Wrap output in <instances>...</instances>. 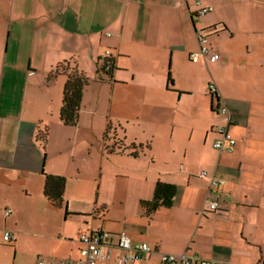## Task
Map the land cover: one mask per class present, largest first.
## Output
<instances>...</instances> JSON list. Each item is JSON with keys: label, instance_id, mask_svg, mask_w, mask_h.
Returning <instances> with one entry per match:
<instances>
[{"label": "crops", "instance_id": "1", "mask_svg": "<svg viewBox=\"0 0 264 264\" xmlns=\"http://www.w3.org/2000/svg\"><path fill=\"white\" fill-rule=\"evenodd\" d=\"M194 1L0 0V264L77 258L97 230L148 244L128 264H264V0H202L213 10L199 17ZM212 26L219 59L193 62L195 31ZM64 62L88 77L74 125L59 115ZM221 106L231 151L214 147ZM45 174L65 178L60 207ZM157 182L175 193L149 210Z\"/></svg>", "mask_w": 264, "mask_h": 264}, {"label": "built area", "instance_id": "2", "mask_svg": "<svg viewBox=\"0 0 264 264\" xmlns=\"http://www.w3.org/2000/svg\"><path fill=\"white\" fill-rule=\"evenodd\" d=\"M196 16H201L212 10L211 6L202 4V0H195ZM196 37L199 44V50L196 53H191V60L198 62L202 59L204 62H215L219 59V53L213 51L208 45L207 33L203 30H196ZM112 58L111 51L105 50L104 57ZM105 70H112V64L107 61L104 65ZM209 91L215 92L216 88L213 84L209 85ZM221 114L224 115L226 122L225 126H220L216 130L220 135V138L214 142V147L223 151H231L235 144V139L229 132L228 125L230 122L228 109L225 106L219 108ZM206 172L200 171L199 177H205ZM223 181L212 177L210 179V185L219 186ZM210 210H216L219 208V202L217 200H210L208 202ZM10 210H6L7 215ZM2 238L4 242L10 243L15 239V235L11 231H4ZM79 240L82 244L79 249V256L77 258L62 257V258H50L37 260L36 264H98L102 259L114 258L119 264L135 263L143 260L147 253L150 252V247L144 242H133L124 233L116 235L114 238L112 234L104 230L97 231H85L80 233ZM119 251L113 254V250ZM159 264H232L222 260H214L202 258L194 255H188L185 253H162L160 255Z\"/></svg>", "mask_w": 264, "mask_h": 264}, {"label": "trees", "instance_id": "3", "mask_svg": "<svg viewBox=\"0 0 264 264\" xmlns=\"http://www.w3.org/2000/svg\"><path fill=\"white\" fill-rule=\"evenodd\" d=\"M202 4L205 5L203 2ZM206 6H210V5H206ZM209 12H207L206 14H208ZM194 16H196V14H194ZM204 31L205 33L210 31H213L214 33L217 32L215 26L205 28ZM107 61H109L112 64V70H113L114 68L113 59L103 58L102 63L100 65V71L109 75L112 73V70L106 71L104 68V65ZM60 67L66 73V81L64 84L62 105L60 108L59 115H60V119L64 122V124L74 125L78 120L82 91L84 86L88 82V77H86L83 72L79 71L75 65H72L69 62L62 63ZM64 187H65L64 177L45 174L43 192L44 195L55 206L60 207L63 204ZM174 193H175L174 185L157 182L154 189L152 200L149 202H144L143 204L147 206L149 210L156 209L160 206H169L172 202Z\"/></svg>", "mask_w": 264, "mask_h": 264}]
</instances>
